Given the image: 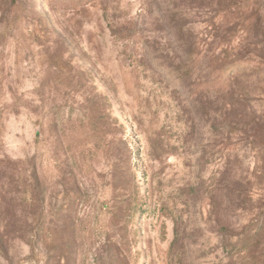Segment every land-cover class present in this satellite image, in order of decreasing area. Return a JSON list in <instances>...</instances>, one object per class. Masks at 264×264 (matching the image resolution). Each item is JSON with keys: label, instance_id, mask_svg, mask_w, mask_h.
I'll return each mask as SVG.
<instances>
[{"label": "rangeland", "instance_id": "1", "mask_svg": "<svg viewBox=\"0 0 264 264\" xmlns=\"http://www.w3.org/2000/svg\"><path fill=\"white\" fill-rule=\"evenodd\" d=\"M246 182L264 0H0V264H264Z\"/></svg>", "mask_w": 264, "mask_h": 264}, {"label": "trees", "instance_id": "2", "mask_svg": "<svg viewBox=\"0 0 264 264\" xmlns=\"http://www.w3.org/2000/svg\"><path fill=\"white\" fill-rule=\"evenodd\" d=\"M262 171H260V174H262ZM257 178L260 177L257 176ZM251 185L249 182L241 185L239 195L237 196L240 200L241 209L248 211L250 216L244 224L239 226L237 232L234 233L230 227L228 229L227 248L230 258H253L255 252L251 250V247L254 241L264 233V210H262L264 208V197L254 192L257 189L253 190ZM233 194L234 191L232 190V203Z\"/></svg>", "mask_w": 264, "mask_h": 264}]
</instances>
